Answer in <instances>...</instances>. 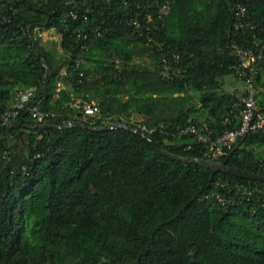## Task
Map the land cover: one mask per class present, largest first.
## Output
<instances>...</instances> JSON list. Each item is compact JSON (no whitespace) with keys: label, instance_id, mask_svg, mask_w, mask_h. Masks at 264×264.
<instances>
[{"label":"trees","instance_id":"obj_1","mask_svg":"<svg viewBox=\"0 0 264 264\" xmlns=\"http://www.w3.org/2000/svg\"><path fill=\"white\" fill-rule=\"evenodd\" d=\"M233 44L262 51L264 115V0H0V106L36 88L55 115L44 125L76 124L0 122V264H264V183L212 178L197 163L207 145L167 135L207 127L216 141L239 126L224 89ZM77 99L100 116L70 109ZM223 161L264 177V135Z\"/></svg>","mask_w":264,"mask_h":264},{"label":"built area","instance_id":"obj_2","mask_svg":"<svg viewBox=\"0 0 264 264\" xmlns=\"http://www.w3.org/2000/svg\"><path fill=\"white\" fill-rule=\"evenodd\" d=\"M236 16L241 19L246 14L244 7H238ZM230 54L235 59V76L242 84V90L236 94L238 103L236 110L240 111V124L233 130H227L225 134L216 141H212L208 133V128L204 127L202 130L190 126L184 129L178 128L176 133L167 134L174 140H181L186 136H193L199 143L205 144L209 147L207 157L209 161L222 163L228 157L229 151L243 140L249 134H263L264 135V115L261 114L258 101L262 89L256 86V80L259 75L258 62L262 59V51L258 56L250 49H244L237 44L230 47ZM44 98L39 94L38 89H19L16 91L13 101L5 107L0 106L1 114L8 122H16L22 114H27L37 124L44 125L48 120L54 119V114L45 113L43 111ZM70 109L82 113L85 119L97 118L101 114V109L95 102H90L83 99H77L70 103ZM121 121L124 120L121 118ZM136 124V123H135ZM226 124L231 125L232 121L226 120ZM121 125V124H120ZM118 126V125H117ZM136 132L143 134L149 138L156 133L155 129H149L144 125H137ZM116 126H111L113 129ZM225 187L219 181L216 186ZM245 189V188H244ZM260 194L264 195V191ZM218 200L225 205L227 201L219 196Z\"/></svg>","mask_w":264,"mask_h":264},{"label":"water","instance_id":"obj_3","mask_svg":"<svg viewBox=\"0 0 264 264\" xmlns=\"http://www.w3.org/2000/svg\"><path fill=\"white\" fill-rule=\"evenodd\" d=\"M0 122H2L3 124L7 125L9 128H20L21 125L19 124V122H8L1 114H0ZM76 124L74 123H68L65 127L63 128H60L58 126H50V125H36L34 127H29L31 129H38V128H41V129H45V128H53V129H56V130H59V129H64V128H71V127H74ZM77 126H82L80 124H77ZM119 128H124V129H127L129 131H135L131 128H128L126 125H118L115 127V129H119ZM156 148L158 150V152L160 154H162L163 156H166L170 159H173V160H177V161H182V162H188L187 160H182L178 157H175L167 152H164L162 151L157 145H156ZM197 163H200L202 165H205V166H208L209 168L212 169V172H213V175H212V178L214 177V175L216 173H224V174H228V175H231L233 177H236V178H241V179H245V180H251V181H257V182H262L264 183V177L263 176H260V175H255V174H252L250 172H247V171H242V170H239V169H230L228 166H227V163L226 161H223L222 163H216V162H212V161H206V160H199ZM212 180V179H211Z\"/></svg>","mask_w":264,"mask_h":264},{"label":"rangeland","instance_id":"obj_4","mask_svg":"<svg viewBox=\"0 0 264 264\" xmlns=\"http://www.w3.org/2000/svg\"><path fill=\"white\" fill-rule=\"evenodd\" d=\"M41 35V39H42V44L45 45L46 47L50 48L52 46L53 43H55L57 45V43L59 42V34L55 31V30H51L48 32H43L40 34ZM140 62V61H137ZM225 91L228 93H239L240 90V86L241 84L239 83V85L237 87H233L231 84V81H236V78L233 76H227L225 77ZM238 82V81H237ZM96 103V102H95Z\"/></svg>","mask_w":264,"mask_h":264},{"label":"crops","instance_id":"obj_5","mask_svg":"<svg viewBox=\"0 0 264 264\" xmlns=\"http://www.w3.org/2000/svg\"><path fill=\"white\" fill-rule=\"evenodd\" d=\"M237 81H238V80H237ZM237 81H231V84H232L233 87H237V86L239 85V83L241 84L240 81H238V82H237ZM225 84H226V83H225ZM241 89H243V88H242V84H241V86H240V90H241ZM136 120H137V121H141V120H143V117H139V118H137Z\"/></svg>","mask_w":264,"mask_h":264}]
</instances>
